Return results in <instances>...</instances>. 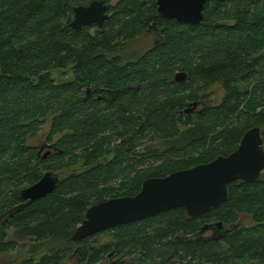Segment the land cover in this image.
<instances>
[{"label": "trees", "instance_id": "16d2710c", "mask_svg": "<svg viewBox=\"0 0 264 264\" xmlns=\"http://www.w3.org/2000/svg\"><path fill=\"white\" fill-rule=\"evenodd\" d=\"M214 1L208 2L203 24L169 21L172 26L166 25L164 45L142 53L132 62L124 61L121 66L104 58L107 53L105 43L95 40L89 33L73 32L70 21L75 0H0V198L2 191H13V197L8 199L11 209L22 201L19 190L25 181L32 184L40 179L37 171L31 168L38 158L26 144L31 131L40 121L44 122V118L53 122L50 139L61 135L58 146L62 150L60 162L47 160L45 169L69 168L80 164L82 159V167H86L85 170L80 167L79 171H71L60 181L54 193L30 208H23L8 223L4 222L0 226V252L19 247L14 242L16 239L8 240V231L13 227L17 229L16 236L28 242L41 245L53 240L50 244L55 242L61 246L39 263L29 260L23 264H63L69 255L63 246L73 244L71 237L91 205L108 197L135 196L145 179L165 177L209 163L221 155L228 156L237 150L245 132L256 124L264 135V0H228L236 9H228L227 4L219 6ZM118 7L128 17L121 27L138 28L139 21L135 22L134 18L143 13L140 0H126ZM64 19L67 20L65 24ZM76 38L80 39L78 45ZM73 56L79 58L75 76L61 82L53 80L49 71L67 70ZM176 72H186L190 82L176 83L173 80L170 85L167 80ZM217 80L225 87L223 103L213 109L208 118L190 115L188 120H184V116L177 120L176 109L183 108L187 100L198 97L199 90H193L194 87ZM133 81L141 83L140 89L131 99L126 96L120 100L122 102L119 101V107L114 110L94 111L90 99L85 96V88L92 82L118 86ZM186 94L187 98L184 97ZM138 106L148 116L147 123L151 119L152 128L163 129L164 136L169 134L166 131L169 106L173 112L171 129L175 130L178 122L191 127L195 121L199 122L196 126L199 129H189L177 139V145L183 147H174V158L164 161L159 171L146 175L142 168L138 170L133 165L132 171H122L124 164L130 162L128 158L115 160L103 171L96 170L97 160L107 152L104 148L107 141L98 143L93 152L89 149L92 141L107 129L115 128L118 135L117 124H130L128 122L132 119L128 114ZM242 106L245 116L241 122L239 110ZM260 107L263 110L258 111ZM217 127L223 128L218 139L222 137L227 142L222 143L220 154L214 147L208 151L203 149L210 140L209 134ZM195 152H198L197 156L193 155ZM184 154L191 156L186 158ZM121 176L124 180L119 186L110 182ZM229 188L228 201L198 217H189L185 208L169 210L126 224L121 228L124 232L116 238L125 242L131 252L137 248L133 249L130 242L137 239L136 244L140 245L142 239L143 257L154 249H158L159 257L172 252V256L177 253L178 257L180 245L188 253H194L188 261L187 254L180 255L177 264H264V173L255 182L233 181ZM244 214H252L254 226L244 224L243 217H240ZM218 222L232 227L221 240L210 237L176 244L168 242L180 233L195 236L203 227ZM157 223H163L167 230L152 233L156 227L153 224ZM150 227L151 232H146ZM141 233L144 237L140 236ZM221 241L230 248L226 257L227 250L218 245ZM103 254L94 251L87 258L92 257L89 264L100 260ZM166 260L164 258L163 263L169 262Z\"/></svg>", "mask_w": 264, "mask_h": 264}, {"label": "flooded vegetation", "instance_id": "af4514ba", "mask_svg": "<svg viewBox=\"0 0 264 264\" xmlns=\"http://www.w3.org/2000/svg\"><path fill=\"white\" fill-rule=\"evenodd\" d=\"M141 1H143V3ZM211 1L213 2V0H207L206 9L208 2L212 3ZM93 2H103L104 5L107 6V10H106L107 19L104 22L103 26L100 27L97 23H94L93 25L84 26L79 30L74 29L71 26V23L76 18L75 9L79 7H89ZM125 2L126 0H75V5L73 6L72 19L70 21V27L73 30V32L78 33L81 31V32L89 33V35L95 38V40L105 43L106 46L105 50L107 51V53L104 54V58L109 61L120 63L121 66H123L124 61L132 62V60H136L137 57L141 56L142 53L145 54L155 48L164 45L166 43L167 26L170 25L168 22L177 21L173 19L164 18L159 14L157 0H140V2L143 5L141 9L144 14L141 13L138 16V18L137 17L134 18L135 22L139 21V27L124 28V25L123 27H121V25L123 24L121 23V21L124 22L127 21L128 17L124 19L126 17L125 12L119 9L118 4H123ZM214 2H217V5L221 6L228 3V0H215ZM151 14H154V16H151ZM108 23L115 26L117 31L106 33L105 29L107 27L106 24ZM178 23L186 24L181 22ZM171 26L172 24L170 25V27ZM128 29L131 30L128 32ZM110 36L111 38H109ZM126 42H129V44L127 45ZM138 44H141L140 48H138ZM78 64H79V58L77 56H73L72 64H70L67 67V70L63 71L60 69H53L49 71L48 74H50L53 80H58L60 82L65 81L66 78L69 77L71 78L75 76V72L77 70ZM179 73L180 72H176L173 75V78L172 77L168 78L167 82L170 85H172L174 81L176 83L190 82L188 78L184 82L177 81L176 77L178 76ZM140 85L141 83L139 81H133L132 83L129 82L127 84H121L118 86H109V85L107 86L104 84H97L92 82L91 86H87L85 88L86 91L85 96L88 99H90L91 101L90 107L92 108V110L101 111L107 109L108 111H110L118 108L119 101L125 99L126 96L130 97L131 99V96L134 95V93L140 89ZM193 90H197V91L199 90L198 97L194 98L195 100H187L183 108L176 109L178 111V115L176 117L177 120H180L179 116H184L185 117L184 120L185 119L188 120L187 118H189L190 115L208 118L211 111H213V109L215 110V108L219 107L223 103V98H224L223 95L225 93V87L222 84V82L219 80L209 85L208 84L206 85V83L203 82L200 86L194 87ZM193 103H197V107L194 108V110H192L191 112L187 113L186 108L190 107V104ZM169 108L170 106L167 108V114H166L167 133H170L168 127L172 128L173 125V112L171 110L172 108L171 109ZM131 113L132 114H128L131 116L132 119L130 122H128L130 124H125V123L123 124V122L117 124V130L119 133L118 135L116 134L115 128L107 129L104 132L98 133L95 141L94 142L92 141L91 146L89 148L92 152L94 151L93 149L94 147L97 146L98 143L107 141L106 146L104 147L107 150V152L97 160V164L95 167L96 170L102 169L103 171L106 168L111 167L110 165L114 163L115 160L117 159L123 160L124 158H128L130 162L128 163V165L127 163L124 164V167H122L121 169L122 171L124 170L132 171V165L137 167L138 170H140L144 165L151 162H153L154 164L157 163L163 165L164 161L174 158V156L172 155L174 147L176 146L180 148L183 147V145L180 146L177 145V143H173L171 141L172 137L168 136L167 138H165L163 136L165 134L164 130H158L152 128L153 122L150 119V122L147 123L148 116L146 117L142 113V109L140 106L132 110ZM43 120L44 122L40 121L37 128L31 131L32 135L31 137H28L27 140V144H26L27 148H29L30 151H32V153L36 154L38 158V161L35 160L33 161L31 168L33 169V171H37L36 173L40 175V179L48 171H53V172L56 171L61 181L66 177V176L65 177L62 176V172L67 170H71L72 172L78 171L77 168L78 164H74V166L72 167L70 166L69 168H65V169H58V170L45 169V162L47 160L56 159L57 164L58 162H60V159L62 158L61 156L62 150L58 146V142L61 139L60 134H57L52 139H50L51 126L53 122H51V120L47 121L45 118ZM149 126L151 127L150 129ZM144 130L148 132V134H150L151 136L149 137V139H151V145L149 146L148 143L145 141L147 138L145 137H143V139L141 138V136L144 135L143 133ZM27 136H29V133L27 134ZM153 137L155 139H153ZM164 138L170 140L166 142L163 140ZM215 138L216 137L210 138L206 147L204 146L203 149H206L208 151V150H212V148L214 147V150L216 152L219 151L220 154L221 146L219 145V143L216 144L212 142V140H214ZM196 153L198 152H195L193 155H195ZM190 156L191 155L186 156L184 154L183 157L189 158ZM83 165L84 164H82V166ZM92 168L93 167H90V170H92ZM85 169H86L85 166L81 168V170H85ZM40 179L32 184L28 183L29 181L28 182L25 181L24 185L19 190L20 197H21V191L23 189L33 186L34 184L39 182ZM123 180H124V176H121L119 179L113 178L110 182L119 186ZM11 194L13 195L14 192L12 191ZM126 196H130V195L108 197L103 201L91 205L90 207L98 205L103 202H107L114 198H120ZM21 200L22 201L18 202L17 204H14L11 209L0 215V226L4 222L8 223L11 219H13L14 215L20 212L18 211V209L24 206L28 201L27 199H23L22 197ZM36 202H34L33 205ZM3 218L5 219L3 220ZM125 225L126 224L96 233L79 242L72 241L74 243H77V247L70 257L77 259V264H89L90 262H92L90 261L92 257L87 259L88 256H90L94 251L99 250L102 251L104 254L97 262H101L105 260L107 257L110 261H113L111 262V264H118L120 262V258L115 259V257L117 256V250L112 249L110 251L112 246L116 244V239H117L116 237L119 236V233H117V231L115 232L113 231L119 228H123ZM153 225H156V227L154 232L152 233H156V230L158 229L160 224L157 223ZM201 231L195 236L191 235L192 237H188L183 233H180L176 236L174 240H169L168 242L170 244H176L194 238L199 240H205V238L208 239L210 237L220 235L223 230H218V228L215 225L213 226L209 225L205 233L201 234ZM141 235L142 233L140 234V236ZM108 236L109 237L111 236L112 240L111 239L108 240L107 239ZM102 237L104 239L100 240V238ZM139 257L141 256H138L136 259H132V261L137 262L139 260Z\"/></svg>", "mask_w": 264, "mask_h": 264}, {"label": "water", "instance_id": "95a60500", "mask_svg": "<svg viewBox=\"0 0 264 264\" xmlns=\"http://www.w3.org/2000/svg\"><path fill=\"white\" fill-rule=\"evenodd\" d=\"M206 3L207 0H157L162 17L191 25L205 22ZM106 10L107 6L103 2L79 7L75 9L76 18L71 26L76 30L94 23L102 27L107 19ZM187 78L186 72H181L176 77L180 82ZM196 106L197 103L190 104L191 108L186 112H191ZM263 173L264 137L260 127H253L243 135L237 150L228 156L221 155L209 163L165 177L149 178L143 182L140 192L135 196L114 198L90 207L86 219L78 226L71 240L79 242L110 228L177 208H185L190 217H198L229 200L231 182H255ZM59 182L56 172L45 173L39 182L21 191V197L28 201L18 211L30 208L34 202L54 193ZM213 225L223 231L210 239L221 240L232 230V227H227L222 222ZM207 228L208 225L201 234Z\"/></svg>", "mask_w": 264, "mask_h": 264}, {"label": "rangeland", "instance_id": "374dc122", "mask_svg": "<svg viewBox=\"0 0 264 264\" xmlns=\"http://www.w3.org/2000/svg\"><path fill=\"white\" fill-rule=\"evenodd\" d=\"M141 2L143 3V1H141ZM230 2L231 1H228V3H226L228 5V9H236L235 5L231 4ZM262 9H264V7ZM126 18H127V16L124 19H126ZM66 21L67 20L64 19V24L66 23ZM123 22L124 21H121V23H123ZM105 31H106V33H108V32H112V31H117V29H116L115 26H111L110 25V26L106 27ZM76 42H77L76 45H78L80 43V39L76 38ZM126 43H127V45L129 44V42H126ZM130 44H132V43H130ZM140 46H141V44H138V48H140ZM242 86H245V85H242ZM187 96H188V94H186L184 97L187 98ZM180 100L181 99H179L178 101H180ZM190 108L191 107H187L186 109L188 110ZM244 109H245L244 106H242L240 108V110H239L240 111L239 115H240V117L242 119L241 122L244 120V116H245V110ZM260 110H263L262 107H260L258 109V111H260ZM257 113H259V112H257ZM259 115H262V113H259ZM176 125H177V127H176L175 130L171 129L170 127H168V129L170 130V133L167 136L163 135L165 138H167L168 136L172 137L171 141L173 143H177V139H179L180 137L182 138V136H184V133L188 132L189 129L190 130H198L199 129V127H196L197 125H199V122H197V121L193 122L191 127H187V124H185V122H181V123L178 122V123H176ZM255 127H260V126L256 124ZM205 128H207V127H205ZM222 130H223V128L217 127V129L215 131H212L209 134V138L216 137L218 139L217 136L222 133ZM248 130H250V129H248ZM245 131H246V129H245ZM143 133H144L143 137L147 138L145 141L148 143V146L151 145V139H149V137H151L150 134H148V132H146L145 130H144ZM165 138L163 140L166 141V142L170 140V139H165ZM153 139H155V138L153 137ZM215 143L216 144L219 143V145L221 146V145H223L222 143H227V142L221 137L220 140L218 139L217 142H215ZM83 162H84V160L82 159L80 161L81 165L80 164L77 165L78 171L80 170L79 168L82 167V163ZM159 169H160V164H157V163L154 164L153 162L148 163V164H146V165H144L142 167V170L146 173V175L151 174L154 171H159ZM70 172H71V170H67V171L62 172V176L65 177V176L69 175ZM12 197H13V195L11 194V192L2 191L1 198H0V204L2 202H4V201H6V202H5V204L0 206V215L2 213L6 212L8 209H10V206H11L10 204L11 203L8 201V199L11 200ZM251 215L252 214H248V215L244 214V215L240 216V217H243V219H244L243 221L245 222L244 224L246 226H248V227H251V226L255 225V221L253 220ZM4 219L5 218H3V220ZM164 228H165V225L162 223V225H160L158 227L156 232L159 229L167 230V229H164ZM116 230H117V233L124 232V230L121 229V228L116 229ZM116 230H114L113 232H115ZM151 230H152V228L150 227V228H148V230H146V232H148V231L151 232ZM16 231H17V229L13 228V227H11V229H9V231H8V240H9V238L11 240L16 239L14 242L18 243L19 247L17 248V246H16L15 247L16 249H14V250L0 252V264H23V263H25V262H27L29 260H32L33 262L39 263L44 257H46L48 255H51V254L53 255L54 252L56 250H58V248L59 249L61 248V246L57 245L55 242H54L55 244L54 243L50 244V242L53 241V240L42 242L41 245L40 244H35V241L34 242H28V240H23V238H21L20 236L17 237L16 236ZM109 234H112V233H109ZM141 237H144V235H141ZM172 238H173V236H172ZM103 239H104L103 237L100 238V240H103ZM107 239L110 240L111 236L110 237L108 236ZM141 241H142V243L140 245L136 244L137 239H135V240H133L131 242L129 241L131 243L130 246L133 249H134V247L137 248L135 252H131L129 247H125V245H126L125 242H120L118 240V238H117L116 239V244L114 246H112L110 251L112 249L117 250V256L115 257V259L120 258V262L118 264H165V263H163L164 262V258H165V262L167 261L166 259L169 260V262L166 263V264H177V261H178L177 258H180V255L183 256L184 254H187L188 255L187 261H188V259L194 257V253H188V250H186V248H184V246H182V245L179 246L178 257L176 256L177 253L175 254V256H172L173 252L171 254H166L164 256L161 255L163 258L159 257L158 256V252H157L158 249H154V251L150 255H148L147 257H143L145 255V254H142L143 253L142 252V244L144 242H143L142 239H141ZM71 242H72V240H71ZM22 244H23V247L21 246ZM36 245H38L39 247L36 246ZM218 245H221L222 248H225L227 250V252L225 254V257L228 256L227 254L230 253V248H229L228 244L226 242H222L221 241V243H219ZM34 246H36V247L33 248ZM76 247H77V245L74 244V242H73V244H66V245L63 246V248H66L69 251V255L65 257V260H64L63 264H77V259H74V258L70 257L72 255V253L75 251ZM123 249H125V250L123 251ZM174 249H173V251H174ZM198 249L199 248H195V250H198ZM216 249H218V251H219V247L218 246H216ZM187 255H185V256H187ZM138 256H142V257H139V260L137 262L133 263L132 259H136ZM111 262H113V261H110L106 257L105 260H103L101 262H96L95 264H111Z\"/></svg>", "mask_w": 264, "mask_h": 264}]
</instances>
